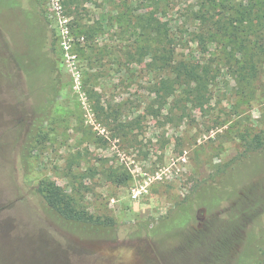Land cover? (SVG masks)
I'll list each match as a JSON object with an SVG mask.
<instances>
[{"label":"rangeland","instance_id":"374dc122","mask_svg":"<svg viewBox=\"0 0 264 264\" xmlns=\"http://www.w3.org/2000/svg\"><path fill=\"white\" fill-rule=\"evenodd\" d=\"M11 1L0 0V264H216L199 233L223 223L230 201L212 211L194 202L198 219L178 220L190 214L200 187L259 195L256 218H245L219 264H235L236 252L249 250L242 240L251 228L262 230L263 246L264 148L243 162V172L214 174L264 132V55L257 48L264 0H215L204 23L195 15L210 0ZM34 10L46 20L49 41L34 39ZM145 19L166 23L176 57L200 79L189 87L163 82V70L139 53ZM228 21L237 35L223 33ZM36 50L54 59L59 79L47 116L35 113L40 96L25 84L28 76L33 84L44 80ZM11 51L30 53L23 70ZM125 175L124 183L114 181ZM42 180L101 223L81 234L54 216L37 191ZM142 186L146 192L138 193ZM252 253L245 264H256Z\"/></svg>","mask_w":264,"mask_h":264},{"label":"trees","instance_id":"16d2710c","mask_svg":"<svg viewBox=\"0 0 264 264\" xmlns=\"http://www.w3.org/2000/svg\"><path fill=\"white\" fill-rule=\"evenodd\" d=\"M30 2L35 0H29ZM215 0H210L209 9H206L203 12H198L195 16L200 18V22L204 23L208 20L206 14H208V10L214 9ZM223 5L226 0H219ZM13 5H17V0L11 1ZM227 15L232 14V11H228L225 9ZM35 14V15H34ZM33 16L29 17L31 19L30 24H32V31L35 32V41L38 44L43 40V36L46 35V39L49 41L47 37V33L44 32L45 22L46 20L42 16L36 15L34 10ZM220 23V19H218ZM220 28H224V32L226 34L237 35V31L231 32L229 21L222 22ZM35 28V29H34ZM142 29V42L138 46L139 53L142 56L150 55L154 62L158 64V67L161 68L164 72V80L163 82L167 83H177L178 85H183L189 87L190 84L201 77V73L187 60H183L176 57L175 52V44H174V36L170 32L169 27L166 26V23L159 21L158 19H145V22L141 25ZM40 36V39H39ZM199 37V41L202 44L204 40L201 35H197ZM38 38V40L36 39ZM261 41L257 44V48L259 52L264 55V41ZM37 51V50H36ZM38 52V51H37ZM11 54L8 57H13L15 59V63L22 70L24 68V64L31 61L30 53L24 52H14L11 51ZM39 53V52H38ZM15 55V56H14ZM39 55L43 58L44 64L41 65L39 71H42L44 74V80L40 83L33 84L30 80L32 76H28V83L25 84L28 86L30 90H32L33 94L37 92L40 96V101L38 105L34 106L35 113H39L40 115L47 116L51 110V105L58 95L59 89V79L56 75L53 74V70L56 68L54 59L50 58L49 55L39 53ZM7 57V58H8ZM6 59H2L5 61ZM2 69L0 67V75L2 74ZM24 73V72H23ZM171 75V77H170ZM173 75V77H172ZM10 79V77H9ZM40 121L43 118L39 117ZM39 127L35 126V129L32 130V133H29V142L37 141V137L39 136ZM264 132L263 134L256 133L250 140L246 142V148L244 151L237 156H234L228 163L225 165H220L214 174L218 176L220 174L229 175V177H233L235 173L238 171H244L241 169L243 166V162L252 158V154L260 151L264 148ZM235 164V165H233ZM248 167V166H247ZM229 168H233V170H228ZM250 168V167H248ZM247 170V169H245ZM229 173V174H228ZM129 178V175H125L123 177H117L114 181L118 184L124 183ZM225 180V178H224ZM233 185V184H232ZM234 186V185H233ZM235 187V186H234ZM210 188V187H209ZM204 189L200 187L195 196V200L190 202L187 205V209L189 210L184 213L183 216L180 215L178 220L188 222L196 221L198 218L196 215H193L191 212L194 209V202L197 206H203L208 211L213 210L214 203L220 201H230L228 216L222 224H217L216 228H209L206 232H200L199 234H205L207 239V251H209V259L211 261H215L216 264H219V259H223L232 252L234 245V241L237 240L240 229L245 224L246 217H255L256 213L254 210L256 198L259 199V195L257 197L256 192L248 194L245 191L242 193L237 192V187L235 189L230 190H221L219 194L214 193V188ZM254 189V188H252ZM201 190V191H200ZM37 191L40 193L42 198L44 199L46 205L50 208V212L56 216L63 218L64 222L68 225L78 227L80 229L81 234H86L87 225H93L101 223L99 218H94V216L85 210L76 209L75 204L72 200V197L64 192V190L57 185L54 181L51 180H42L39 182L37 186ZM232 193H236V196ZM234 200H240L242 205H235ZM259 200H257V204ZM92 230V228H91ZM194 235H197V231L192 230L191 232ZM262 230L251 228L247 231L246 235L242 240L243 244H249V250L236 252V263L235 264H245L244 259L253 255V249L257 251V262L256 264H264V244L262 243ZM264 243V242H263ZM241 246V248H242ZM244 253V254H243ZM243 254V255H242ZM244 257V259H243Z\"/></svg>","mask_w":264,"mask_h":264},{"label":"built area","instance_id":"2783aa9c","mask_svg":"<svg viewBox=\"0 0 264 264\" xmlns=\"http://www.w3.org/2000/svg\"><path fill=\"white\" fill-rule=\"evenodd\" d=\"M145 187H146V186H145ZM145 187H144V186H142V187H141V189H140V190H138V193H140V192H142V191H143V192H146V188H145ZM134 196H135V195H134Z\"/></svg>","mask_w":264,"mask_h":264},{"label":"flooded vegetation","instance_id":"af4514ba","mask_svg":"<svg viewBox=\"0 0 264 264\" xmlns=\"http://www.w3.org/2000/svg\"><path fill=\"white\" fill-rule=\"evenodd\" d=\"M198 218V217H197Z\"/></svg>","mask_w":264,"mask_h":264}]
</instances>
